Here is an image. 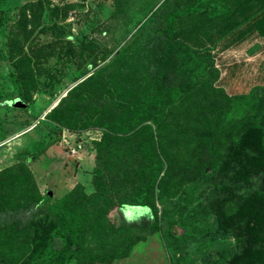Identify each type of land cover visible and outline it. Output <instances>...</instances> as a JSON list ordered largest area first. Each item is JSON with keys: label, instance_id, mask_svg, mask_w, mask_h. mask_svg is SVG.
Segmentation results:
<instances>
[{"label": "rangeland", "instance_id": "rangeland-1", "mask_svg": "<svg viewBox=\"0 0 264 264\" xmlns=\"http://www.w3.org/2000/svg\"><path fill=\"white\" fill-rule=\"evenodd\" d=\"M167 1L0 0V171L23 157L38 156L37 133L53 139L56 132L45 114L77 83L111 64L122 50L133 49L137 31ZM173 1L183 7L208 0ZM215 1L227 5L231 0ZM203 17H185L175 29L183 41L203 38L207 30L211 37L204 41L208 46L195 48L198 53L175 51L166 66L167 91L170 102L180 100L199 85L196 58L214 59L219 71L214 86L232 103L214 126L195 132L201 167L210 165L214 173L197 174L174 198L157 197L156 218L139 206L112 211L111 219L131 228L139 240L126 257L97 264H252L258 262L257 255L264 261V152L260 155L254 148L264 140L255 135L242 143L245 135L239 133L249 118L247 97L260 107L264 102V84L252 86L250 81L256 76L252 67L263 55L247 57L244 49L230 46L217 50L223 19ZM224 25L226 30L230 24ZM21 77L29 80L26 97ZM83 132L89 135L81 140L92 144L91 137L101 136L97 128ZM19 138L32 141L26 147L32 154H17ZM37 220L44 226L49 222L45 216ZM170 225L185 228L175 227L173 237L166 232ZM0 264L11 263L1 259Z\"/></svg>", "mask_w": 264, "mask_h": 264}, {"label": "trees", "instance_id": "trees-1", "mask_svg": "<svg viewBox=\"0 0 264 264\" xmlns=\"http://www.w3.org/2000/svg\"><path fill=\"white\" fill-rule=\"evenodd\" d=\"M169 1L137 31L133 49L122 50L111 64L73 86L44 116L70 132L101 131L93 142L92 191L77 184L59 198L42 193L29 168L33 157L0 171V260L97 264L124 258L139 236L111 219L112 211L139 206L156 218L157 197L174 198L197 174L214 173L210 165L201 167L195 132L214 126L232 98L214 86L219 71L207 55L196 58L199 85L170 102L166 66L178 48L198 53L176 36L181 19L193 15L228 19L234 7L252 0H231L227 5L208 0L183 7ZM258 26L263 33V22ZM20 82L26 97L29 80L21 77ZM247 99L249 118L239 131L245 135L242 143L255 135L264 140V102L260 107L251 96ZM254 148L260 155L264 152V144L257 142ZM40 216L48 218V225L37 220ZM175 227L185 228L170 225L167 234L176 237ZM257 256L258 262H250L264 264Z\"/></svg>", "mask_w": 264, "mask_h": 264}, {"label": "crops", "instance_id": "crops-1", "mask_svg": "<svg viewBox=\"0 0 264 264\" xmlns=\"http://www.w3.org/2000/svg\"><path fill=\"white\" fill-rule=\"evenodd\" d=\"M191 17L200 18L202 21L204 19L203 16L193 15ZM261 21L264 25V0H252L234 7L231 18L220 21L223 28L217 34V50L227 49L229 46L232 48L237 47L238 49L242 48L247 57L262 52L263 61H259L257 64L255 62L256 65L253 67L246 64L247 68H256V76L252 78L253 80L250 79V81L254 82L252 86L264 84V30L261 33L258 26V23H261ZM225 23L227 25L230 24L229 27L226 25V30L224 29ZM210 37V30H207V34L203 35V38L186 37L184 38V42L192 48H203L209 45H205L204 41H208ZM235 66L236 68L239 67L238 65ZM47 124L56 131L53 135L54 137H52L53 139H49L45 134L40 133L39 135L37 133L35 139L39 140V144H41L38 156L29 162V168L33 173L39 190L42 193L49 192L54 198H59L73 189L77 184H80L83 186L85 192L90 193L92 191L91 174L94 168L95 151L92 143L85 139L81 140V137L85 138L89 133L70 132L63 128H55L49 122ZM67 136H70V145L73 146L79 143L81 145L80 149L73 155L70 154L62 142L63 137ZM97 140L96 135L91 137V141ZM31 142L29 139L20 140L19 138L17 144L20 146V149H18L17 154L21 152L32 154V151L28 152L26 150L27 146L32 145ZM36 161L40 164V167H37ZM46 161L47 164L45 163Z\"/></svg>", "mask_w": 264, "mask_h": 264}, {"label": "built area", "instance_id": "built-area-1", "mask_svg": "<svg viewBox=\"0 0 264 264\" xmlns=\"http://www.w3.org/2000/svg\"><path fill=\"white\" fill-rule=\"evenodd\" d=\"M70 136L67 137H63L62 142L65 144V147L67 148V150L70 152V154H75L77 152L78 149H80L81 145L79 144H74L73 146L70 145Z\"/></svg>", "mask_w": 264, "mask_h": 264}, {"label": "water", "instance_id": "water-1", "mask_svg": "<svg viewBox=\"0 0 264 264\" xmlns=\"http://www.w3.org/2000/svg\"><path fill=\"white\" fill-rule=\"evenodd\" d=\"M57 102H58V101H57ZM57 102L55 103V105L57 104ZM55 105H54V106H55Z\"/></svg>", "mask_w": 264, "mask_h": 264}]
</instances>
